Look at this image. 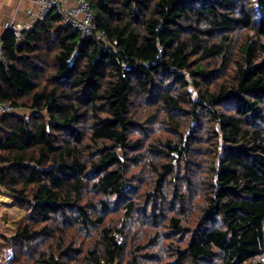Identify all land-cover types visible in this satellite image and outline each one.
<instances>
[{
	"label": "trees",
	"instance_id": "trees-1",
	"mask_svg": "<svg viewBox=\"0 0 264 264\" xmlns=\"http://www.w3.org/2000/svg\"><path fill=\"white\" fill-rule=\"evenodd\" d=\"M89 2L2 35L0 264H264V0Z\"/></svg>",
	"mask_w": 264,
	"mask_h": 264
},
{
	"label": "built area",
	"instance_id": "built-area-1",
	"mask_svg": "<svg viewBox=\"0 0 264 264\" xmlns=\"http://www.w3.org/2000/svg\"><path fill=\"white\" fill-rule=\"evenodd\" d=\"M36 10H30L33 23L19 27L11 22L5 23L6 30H11L17 41L22 39L24 31L32 30L37 22L44 21L48 15H59L64 24L78 31L84 38L91 37L96 31V17L89 0H34ZM0 61L6 64L2 36H0ZM14 108L8 104H0V128L4 114L11 113Z\"/></svg>",
	"mask_w": 264,
	"mask_h": 264
},
{
	"label": "crops",
	"instance_id": "crops-1",
	"mask_svg": "<svg viewBox=\"0 0 264 264\" xmlns=\"http://www.w3.org/2000/svg\"><path fill=\"white\" fill-rule=\"evenodd\" d=\"M30 10H36L34 0H0V36L6 31L4 25L7 22H11L19 27L32 24L33 20L29 16ZM7 200L12 199L0 194V205L8 203ZM9 221V219L7 220V218L2 217L0 219V226H10Z\"/></svg>",
	"mask_w": 264,
	"mask_h": 264
},
{
	"label": "rangeland",
	"instance_id": "rangeland-1",
	"mask_svg": "<svg viewBox=\"0 0 264 264\" xmlns=\"http://www.w3.org/2000/svg\"><path fill=\"white\" fill-rule=\"evenodd\" d=\"M25 110H23L24 112ZM26 113H29V111H26ZM11 199V198H10ZM8 203L2 204L0 205V219L2 217L7 218V220L9 219V225L8 227H6L4 225L0 226V233H5L7 235H13L15 232V223L19 220H21L22 218H24V216L26 215V210L15 205V201L12 200H7ZM8 224V222H7ZM1 225V224H0Z\"/></svg>",
	"mask_w": 264,
	"mask_h": 264
}]
</instances>
